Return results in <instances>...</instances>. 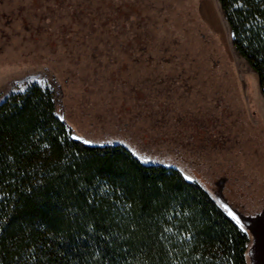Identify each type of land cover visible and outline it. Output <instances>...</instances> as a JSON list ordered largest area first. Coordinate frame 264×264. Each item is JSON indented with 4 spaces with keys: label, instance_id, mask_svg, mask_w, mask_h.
<instances>
[{
    "label": "rangeland",
    "instance_id": "obj_1",
    "mask_svg": "<svg viewBox=\"0 0 264 264\" xmlns=\"http://www.w3.org/2000/svg\"><path fill=\"white\" fill-rule=\"evenodd\" d=\"M33 82L74 136L134 140L228 212L264 217V94L218 0H0V102ZM244 229L264 264V230Z\"/></svg>",
    "mask_w": 264,
    "mask_h": 264
},
{
    "label": "trees",
    "instance_id": "obj_2",
    "mask_svg": "<svg viewBox=\"0 0 264 264\" xmlns=\"http://www.w3.org/2000/svg\"><path fill=\"white\" fill-rule=\"evenodd\" d=\"M218 3L264 94V0ZM73 132L48 86L0 102V264H249L247 231L200 176Z\"/></svg>",
    "mask_w": 264,
    "mask_h": 264
},
{
    "label": "water",
    "instance_id": "obj_3",
    "mask_svg": "<svg viewBox=\"0 0 264 264\" xmlns=\"http://www.w3.org/2000/svg\"><path fill=\"white\" fill-rule=\"evenodd\" d=\"M232 213L239 218V220L247 227L249 228L251 231H255L256 230V222L258 220L253 219L252 217H247V216H243L241 215L239 212L232 210ZM264 236V235H263ZM260 244H264V237L262 238V241L260 242ZM253 249H255V245L254 247H252ZM251 248L250 253L253 251V249Z\"/></svg>",
    "mask_w": 264,
    "mask_h": 264
},
{
    "label": "flooded vegetation",
    "instance_id": "obj_4",
    "mask_svg": "<svg viewBox=\"0 0 264 264\" xmlns=\"http://www.w3.org/2000/svg\"><path fill=\"white\" fill-rule=\"evenodd\" d=\"M256 229L258 232H260V237L259 236H256V237L260 239L261 238V231L264 230V217L263 218L261 217L260 220H258Z\"/></svg>",
    "mask_w": 264,
    "mask_h": 264
},
{
    "label": "snow or ice",
    "instance_id": "obj_5",
    "mask_svg": "<svg viewBox=\"0 0 264 264\" xmlns=\"http://www.w3.org/2000/svg\"><path fill=\"white\" fill-rule=\"evenodd\" d=\"M229 215H231L232 218H233L234 220H236L237 224L240 225L241 230L243 231L245 226H244L243 224H241V221L239 220V218L236 217L231 211L229 212Z\"/></svg>",
    "mask_w": 264,
    "mask_h": 264
}]
</instances>
